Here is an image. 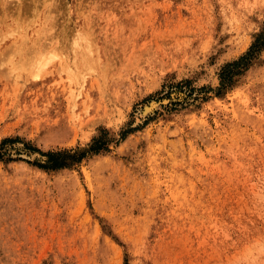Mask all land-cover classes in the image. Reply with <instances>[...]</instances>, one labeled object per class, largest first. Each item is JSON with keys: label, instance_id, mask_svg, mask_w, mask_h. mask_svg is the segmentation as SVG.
Segmentation results:
<instances>
[{"label": "rangeland", "instance_id": "374dc122", "mask_svg": "<svg viewBox=\"0 0 264 264\" xmlns=\"http://www.w3.org/2000/svg\"><path fill=\"white\" fill-rule=\"evenodd\" d=\"M22 1L0 4V264H264V48L224 72L264 0ZM15 21L51 37L45 68Z\"/></svg>", "mask_w": 264, "mask_h": 264}, {"label": "bare ground", "instance_id": "6f19581e", "mask_svg": "<svg viewBox=\"0 0 264 264\" xmlns=\"http://www.w3.org/2000/svg\"><path fill=\"white\" fill-rule=\"evenodd\" d=\"M26 0H24V1H22L21 3H18L20 6L21 5H23V2H25ZM31 1V0H30ZM33 1V2H32ZM30 3H31V5L29 4H27L28 6H25V8H26V10L27 11H33L34 12V15H37L38 14V17H41V15H40V13H38V9H39V7H42V9H44V11H45V14L46 15H48V12L50 13V11H51V9H50V4H49V2H46V0H42V1H38V0H32ZM7 2H9L10 3V0L9 1H7V0H4V3H3V1L1 2V0H0V4H2L3 5V10L4 11H7V7H9L10 6V4L9 5H7ZM16 2H17V0H16ZM27 3V2H26ZM13 4H16V3H13ZM17 5V4H16ZM24 5H25V3H24ZM98 5V4H97ZM12 6V5H11ZM10 8V7H9ZM110 13V12H109ZM133 14H135V13H133ZM132 14V15H133ZM22 15V14H21ZM50 15V14H49ZM136 15V14H135ZM44 16V15H43ZM52 17V16H51ZM104 17H106V16H104ZM129 17V16H128ZM8 18V17H7ZM13 18V17H12ZM46 19H49L50 20V18H48V17H46ZM52 19V18H51ZM27 20V19H26ZM26 20H24V21H26ZM51 21V20H50ZM49 21V22H50ZM94 21H95V19L91 22V24H93L94 23ZM52 22H53V20H52ZM15 23L16 24H18V26H16V27H14V25H12V26H10V30H8L9 32V35L10 34H13L14 32H17V33H19V32H21L22 31V34H20L19 36H16V38H14L13 37V39L17 42V48H16V50L18 51V52H21L22 50V48L24 47V45L26 44V41H28L29 39H32L31 40V44H33V46L34 47H32V49L31 50H33V52H34V50H36V52H38V54L37 55H34V58L30 61V63L32 64V66H33V68H35L36 70H38V69H41V68H45L52 60H53V58H55V57H57V53H55V52H51L50 54H48V53H45L44 54V52H43V48H45V47H48V48H51V47H53V45H50L51 43H53V41L51 40V37H47V35H46V38L42 41V42H40L39 43V41L41 40V36H39V37H36V36H33V38L32 37H29L28 39H26V35H27V33L29 32H27V33H25V32H23L24 31V29L26 28V26H24L23 24V22L20 24V23H18V22H16L15 21ZM83 24H85L84 22H82ZM86 24H87V26H86V29L83 27V25L82 24H80V26H82V27H80L79 29L81 30H78V35L81 37V39H83V40H85V44H84V48L86 49V50H84L86 53L85 54H88V55H92L93 53H99V49H98V47H99V44L97 45V44H94V42H93V36H92V34H93V31L91 30V27H90V21H89V19L86 21ZM6 25H8V24H6ZM52 25H53V23H52ZM49 28H51V27H48L47 29H49ZM35 32L34 31H32V32H30V34H29V36H31L32 34H34ZM94 35V34H93ZM37 43H38V46H37ZM48 43V44H47ZM74 44L75 43H79L78 41H76V42H73ZM72 43V44H73ZM12 44H14V41L13 42H11V46H12ZM30 44V46H32ZM44 44H46V45H44ZM10 45V44H9ZM10 46V47H11ZM37 46V47H36ZM13 47V46H12ZM79 47V46H78ZM83 48V49H84ZM12 49V48H11ZM72 49H74V47L72 48ZM21 50V51H20ZM30 50V49H29ZM30 50V51H31ZM78 50V49H77ZM15 51V50H14ZM81 51H83L82 49H81ZM26 52V51H25ZM97 56V55H96ZM63 57V56H62ZM64 58V57H63ZM63 58H62V60H61V58H60V60L58 59V61H59V67H57V72L59 71L60 72V70H61V72H63V71H67L68 73L70 72V71H72L73 69L69 66V65H67V62H65V60H63ZM66 59V58H65ZM59 69V70H58ZM48 70H51V69H48ZM48 73L50 72V71H47ZM60 72V73H61ZM66 72V74H68ZM60 73H58V74H60ZM74 73H70V74H68V78H67V76H66V79H68V82L71 84V83H75L74 82V75H73ZM85 75H86V73H82L81 74V77H82V81H83V83L84 82H90V81H92L91 79H86L85 78ZM96 80V79H95ZM59 81H60V78H59ZM58 81V82H59ZM62 81V80H61ZM69 85V84H68ZM82 85V84H81ZM68 88H69V86H68ZM70 92H71V90H69ZM69 92V93H70ZM70 94H73L72 92L70 93ZM74 95L76 96L77 94H75L74 93ZM73 95V96H74ZM72 95H70V97H71ZM148 106V105H147ZM151 107V106H150ZM146 108V107H145ZM148 110V109H147ZM146 112V111H145Z\"/></svg>", "mask_w": 264, "mask_h": 264}, {"label": "trees", "instance_id": "16d2710c", "mask_svg": "<svg viewBox=\"0 0 264 264\" xmlns=\"http://www.w3.org/2000/svg\"><path fill=\"white\" fill-rule=\"evenodd\" d=\"M264 48V28L256 34L255 40L247 50L245 54L240 56L237 60H234L232 62H229L226 64L224 68V72L226 69L230 72V75L233 76L236 74H240L242 70L245 68H248L252 62L257 58V54ZM243 68V69H242ZM223 83L225 84V80H223ZM9 139H5L4 142H6ZM100 147H94L92 146L91 149L98 150ZM48 156L47 164H39L41 166L45 167H62L66 165L65 161H62L58 158L59 155H61V152H46L44 153ZM1 157V156H0Z\"/></svg>", "mask_w": 264, "mask_h": 264}]
</instances>
